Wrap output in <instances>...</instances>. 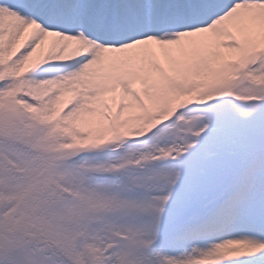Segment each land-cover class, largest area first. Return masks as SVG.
Returning <instances> with one entry per match:
<instances>
[{
	"label": "snow or ice",
	"instance_id": "snow-or-ice-1",
	"mask_svg": "<svg viewBox=\"0 0 264 264\" xmlns=\"http://www.w3.org/2000/svg\"><path fill=\"white\" fill-rule=\"evenodd\" d=\"M0 264H264V0H0Z\"/></svg>",
	"mask_w": 264,
	"mask_h": 264
}]
</instances>
